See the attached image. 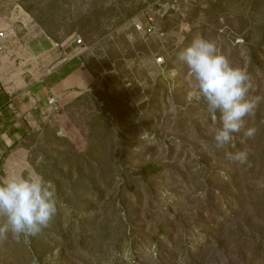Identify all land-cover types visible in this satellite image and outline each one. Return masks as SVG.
<instances>
[{
  "label": "rangeland",
  "instance_id": "1",
  "mask_svg": "<svg viewBox=\"0 0 264 264\" xmlns=\"http://www.w3.org/2000/svg\"><path fill=\"white\" fill-rule=\"evenodd\" d=\"M145 1L153 0H0V19L13 21L18 5L33 20L31 29L16 24L25 40L34 32L47 35L45 24L54 41L71 42L75 35L87 47L76 58L91 78L89 88L58 99L52 127L29 153L33 171L24 173L44 177L45 166L53 167L58 180L57 171L68 170L66 159L81 163V154L94 148L90 155L99 160L92 168L85 161L77 166L81 174L95 170V181L101 178L89 190L74 187L73 178L56 185L54 224L31 238L0 233V264H132L137 254L155 250V236L165 248L181 236L192 248L196 241L204 244L201 264H264V254L255 250L264 238V203L228 222L221 245L207 247V239L196 235L200 219L210 218L205 197L221 193L229 180L224 158L233 145L235 152L264 158V0H196L153 18L162 36L135 30L132 20L141 18ZM197 37L215 41L249 77L255 109L223 148L214 140L219 114L209 113L203 100L189 99L197 94L196 81L178 59ZM44 56V63L57 62ZM77 59L71 66L82 68ZM248 128L255 129L252 137L244 135ZM150 164L161 169L151 174Z\"/></svg>",
  "mask_w": 264,
  "mask_h": 264
},
{
  "label": "clouds",
  "instance_id": "2",
  "mask_svg": "<svg viewBox=\"0 0 264 264\" xmlns=\"http://www.w3.org/2000/svg\"><path fill=\"white\" fill-rule=\"evenodd\" d=\"M196 81L197 94L189 99L206 102L207 110L219 114L220 127L214 140L218 148L232 143L233 134L240 133L245 117L252 115L255 103L249 96V77L246 69L233 65L215 41L197 37L178 53ZM170 75L174 76L173 71ZM255 129L244 135L252 137ZM59 134V133H58ZM229 159L244 163L247 153L228 154ZM57 212L56 189L52 181L38 172H12L0 182V216L4 223L0 233L31 238L46 228Z\"/></svg>",
  "mask_w": 264,
  "mask_h": 264
},
{
  "label": "crops",
  "instance_id": "3",
  "mask_svg": "<svg viewBox=\"0 0 264 264\" xmlns=\"http://www.w3.org/2000/svg\"><path fill=\"white\" fill-rule=\"evenodd\" d=\"M1 20L0 28L6 25V21ZM34 33L27 38L30 52L37 57L43 54L39 57L42 60L47 59L44 54H51L48 60L53 58L54 61L56 54L61 52L52 50L44 33ZM71 46L67 47V53ZM75 59L62 64L55 74L45 78L36 63L32 64V75H20L12 61L4 59L0 63V182L12 172L33 171L28 163L29 153L40 136L50 130V123L55 119L47 113L48 97L54 95L62 100V96L75 97L89 88L91 78L80 58L77 60L82 68L71 66Z\"/></svg>",
  "mask_w": 264,
  "mask_h": 264
},
{
  "label": "trees",
  "instance_id": "4",
  "mask_svg": "<svg viewBox=\"0 0 264 264\" xmlns=\"http://www.w3.org/2000/svg\"><path fill=\"white\" fill-rule=\"evenodd\" d=\"M42 25L45 30H47L45 31L47 36L52 38L51 30L46 27L45 24ZM252 58L253 61H256V55H252ZM230 145H232V143ZM234 147H236V145H233L229 153H235L236 149ZM93 152L81 154V157H83L81 163L79 162L80 160H77V162L75 160H72L71 158L66 159L69 161L68 170L67 172L58 170V180H56L52 176L54 172L53 167H51L50 170L49 167L45 166L46 170L45 168L43 170V172L46 171V174L44 173V178L46 180L52 181L55 186H59V184H62L65 178H73L77 183L73 184V186H77L76 188L79 187V190L85 188L89 190L93 186L95 187L96 182H101V178H99L98 181H95V179L97 178L95 173L96 171L93 170L89 173V175L86 174L85 176L81 174L82 168L80 170V168H78L77 166V163L82 164L85 161L86 165L88 167L91 165V167L89 168H92L94 161L99 160L98 157L93 158L92 155H90ZM253 154L254 153H247V160L244 163H237L229 159L228 154L225 155L224 160L226 166L224 165V167L228 168V166H231L229 180L225 185V188L222 189L221 193H215L217 194V196H215L213 192H208V195L205 197V199L207 200V205H204V213L205 215H207L206 217H210L211 219L209 218V221H206L204 218H201L199 225H201V223L202 225H197L199 226V229L196 235L201 239H207L205 241V244H208L207 247H211L213 244L221 245L223 237L226 235V230H224V228H226L225 225H227L228 222L237 221L241 215L248 214V211L251 210L252 207H258L257 205H262L264 203V158H260L259 156H255ZM77 156L78 155H76L75 157ZM73 166H75L76 168L72 170ZM147 168L151 174H155L161 169L159 166H156L154 164L148 165ZM142 172L147 173L146 168L142 169ZM251 174H256V177H252ZM257 179H260V183L255 184L254 182H252ZM79 182L81 184H79ZM255 185L258 186L257 189L255 188ZM50 224L52 225L54 224V222H52L51 220ZM50 224H48V226H50ZM205 225L208 226V228H206ZM44 229L47 230V227ZM164 231L165 230L163 227L159 230V232L162 234H164ZM42 239H46V237H43ZM152 241L155 250L150 253L142 251L141 253L137 254L136 256H134L132 264H201L199 262V255L203 250L202 248L204 244L202 243L198 244V242L196 241V243H194V248H192L191 243L188 242L186 238L184 240L181 236L179 237L178 244H170L165 248V246L160 245L157 236H155ZM255 250L257 252H261V254H264V238L258 239V241H256ZM32 251H36L35 246L32 248ZM41 257H39L40 261ZM120 264H127V262L124 261Z\"/></svg>",
  "mask_w": 264,
  "mask_h": 264
},
{
  "label": "built area",
  "instance_id": "5",
  "mask_svg": "<svg viewBox=\"0 0 264 264\" xmlns=\"http://www.w3.org/2000/svg\"><path fill=\"white\" fill-rule=\"evenodd\" d=\"M196 0H153L151 2H146L141 10L140 17L138 19H133V25L135 30L141 33L143 36H150L156 34L162 36V32L156 30V24L154 17L157 16L161 19L171 16L181 10V7L188 6L194 3ZM18 9L21 10L20 6L16 5ZM18 16L14 18L10 23H5V26L0 28V63L4 59L12 61L20 70V75H32L33 63H36V67L40 69L42 78L51 76L56 68H59L62 64L69 62L71 59L79 57L80 54H83L87 47L83 43L82 39L79 36L72 35L71 42H58L54 41L52 38L47 37L51 42L52 50L61 52V54H56L57 57L54 64L53 63H44L42 59H39L35 54L30 52L27 40L24 39V36H19L17 31V23H20V28H33L35 24L32 23L27 14H22L20 11ZM1 22H5L3 19ZM3 25V23H2ZM72 45V46H71ZM71 46L70 52L67 53V47ZM51 55V54H47ZM163 58H156V63H162ZM58 97L51 95L47 99V113L55 114L58 113L61 109V106L58 102Z\"/></svg>",
  "mask_w": 264,
  "mask_h": 264
}]
</instances>
